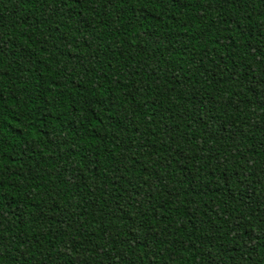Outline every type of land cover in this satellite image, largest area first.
Masks as SVG:
<instances>
[{
  "label": "trees",
  "instance_id": "trees-1",
  "mask_svg": "<svg viewBox=\"0 0 264 264\" xmlns=\"http://www.w3.org/2000/svg\"><path fill=\"white\" fill-rule=\"evenodd\" d=\"M0 264H264V0H0Z\"/></svg>",
  "mask_w": 264,
  "mask_h": 264
}]
</instances>
